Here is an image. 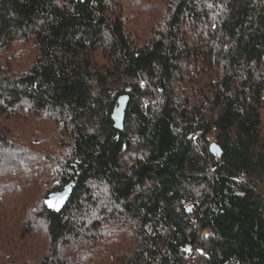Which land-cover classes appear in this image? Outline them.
<instances>
[{
	"label": "trees",
	"instance_id": "1",
	"mask_svg": "<svg viewBox=\"0 0 264 264\" xmlns=\"http://www.w3.org/2000/svg\"><path fill=\"white\" fill-rule=\"evenodd\" d=\"M124 2L0 0V264H264V0Z\"/></svg>",
	"mask_w": 264,
	"mask_h": 264
},
{
	"label": "rangeland",
	"instance_id": "2",
	"mask_svg": "<svg viewBox=\"0 0 264 264\" xmlns=\"http://www.w3.org/2000/svg\"><path fill=\"white\" fill-rule=\"evenodd\" d=\"M60 1H64V2H69L70 0H60ZM118 1V0H116ZM124 3H131V5H135L136 4V9L139 13V23L143 25V29L146 28L147 30H149V25H151L152 27L154 26H158V24L162 23L167 16V12L168 10V3L169 0H124ZM126 23H128V29L132 30L131 28H133L135 25L134 23V17L133 15H131L130 17L127 16ZM148 32V31H147ZM146 32V33H147ZM144 34V36H149L150 33L148 32L147 34ZM28 49V48H27ZM10 53L16 54L17 56H15V60L20 58V50L17 48L16 45H14L11 50ZM27 57H29V52L22 54L21 55V59L22 61H27ZM99 61H102V58L99 59ZM15 63V62H14ZM114 87V86H113ZM159 90H161V88H159ZM113 93H115V91L113 90ZM9 121V120H6ZM24 121V120H23ZM46 121V119H45ZM208 140L209 143L208 145L215 140L214 137V132H210L208 134ZM219 159V158H218ZM63 200V196L62 194H51L48 198H47V202H51L53 205H55V207H58L61 202ZM49 205V204H48ZM38 235V234H37ZM35 236V238L33 239V241L29 244L30 245V249L34 252H40L42 250V245L40 243V239L39 236ZM133 238H129L128 240L124 241L125 243H131ZM89 242V250L92 253H88L85 254V260L89 259V257H91V263L90 264H103L102 260H101V252L99 250V247L97 246V244L92 241H89L87 239H84V241L79 245V246H74L73 248H71V251L75 252L76 254V259L77 261L80 259V257L84 254L83 251L85 250V244ZM87 245V244H86ZM88 246V245H87ZM86 246V247H87ZM125 246V244L123 245V247ZM104 248V246H102ZM122 247V245H121ZM118 251H121V248H118ZM71 255V254H69ZM34 257H30V260L33 259ZM116 257L114 256L111 261L113 259H115ZM110 261V263H111ZM86 262V261H85ZM228 264H236L235 262H231Z\"/></svg>",
	"mask_w": 264,
	"mask_h": 264
},
{
	"label": "water",
	"instance_id": "3",
	"mask_svg": "<svg viewBox=\"0 0 264 264\" xmlns=\"http://www.w3.org/2000/svg\"><path fill=\"white\" fill-rule=\"evenodd\" d=\"M78 1H84V0H74L75 3H77ZM129 95L124 93V94H120L118 95L116 102L113 106L112 112H111V120L113 121V128L118 131L121 132L124 130V124H125V112L129 103ZM208 150L210 152V154L216 156V157H221L223 154V151L221 149V147L219 146V144L217 143V141H212L209 145H208ZM77 181V178L71 182L70 184H68L63 192H60L58 194H62L63 199H67L69 197V194L71 193V186L74 185ZM187 210H190V206L188 205Z\"/></svg>",
	"mask_w": 264,
	"mask_h": 264
},
{
	"label": "built area",
	"instance_id": "4",
	"mask_svg": "<svg viewBox=\"0 0 264 264\" xmlns=\"http://www.w3.org/2000/svg\"><path fill=\"white\" fill-rule=\"evenodd\" d=\"M183 203H184V205H189V203L186 200H184ZM185 258L187 259L188 256H185Z\"/></svg>",
	"mask_w": 264,
	"mask_h": 264
},
{
	"label": "snow or ice",
	"instance_id": "5",
	"mask_svg": "<svg viewBox=\"0 0 264 264\" xmlns=\"http://www.w3.org/2000/svg\"><path fill=\"white\" fill-rule=\"evenodd\" d=\"M49 204V207H55V205H53L51 202H46Z\"/></svg>",
	"mask_w": 264,
	"mask_h": 264
}]
</instances>
